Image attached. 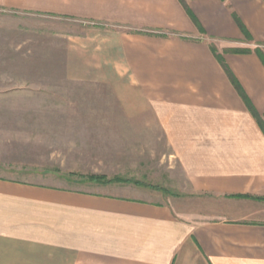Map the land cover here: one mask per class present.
<instances>
[{"label":"crops","instance_id":"0c3cea01","mask_svg":"<svg viewBox=\"0 0 264 264\" xmlns=\"http://www.w3.org/2000/svg\"><path fill=\"white\" fill-rule=\"evenodd\" d=\"M0 12L116 24L66 35L64 76L149 114L182 177L162 196L0 176V264H264V0H0Z\"/></svg>","mask_w":264,"mask_h":264},{"label":"rangeland","instance_id":"374dc122","mask_svg":"<svg viewBox=\"0 0 264 264\" xmlns=\"http://www.w3.org/2000/svg\"><path fill=\"white\" fill-rule=\"evenodd\" d=\"M93 28L116 24L0 12V176L87 191L177 192L165 188L182 177L154 119L125 108L113 87L64 76L66 35Z\"/></svg>","mask_w":264,"mask_h":264},{"label":"trees","instance_id":"16d2710c","mask_svg":"<svg viewBox=\"0 0 264 264\" xmlns=\"http://www.w3.org/2000/svg\"><path fill=\"white\" fill-rule=\"evenodd\" d=\"M239 51H240V50H239ZM241 51L248 52L249 50H241ZM92 178H94V177L92 176ZM95 178H97V179H104V177H100V178H98L97 176H96Z\"/></svg>","mask_w":264,"mask_h":264}]
</instances>
